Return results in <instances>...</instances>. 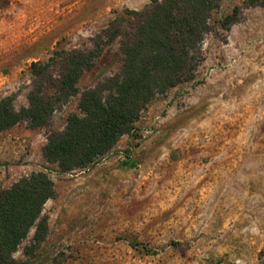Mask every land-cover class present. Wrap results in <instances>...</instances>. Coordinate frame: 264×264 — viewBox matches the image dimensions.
Masks as SVG:
<instances>
[{
  "label": "rangeland",
  "instance_id": "obj_1",
  "mask_svg": "<svg viewBox=\"0 0 264 264\" xmlns=\"http://www.w3.org/2000/svg\"><path fill=\"white\" fill-rule=\"evenodd\" d=\"M245 1L220 0L195 78L156 95L91 166L62 172L41 152L49 131L79 113V93L46 126L0 131V190L42 170L56 191L43 206L45 240L24 253L31 229L18 264H264V5ZM148 2L0 0V97L27 106L32 62L90 46L113 17ZM235 5L240 19L220 29ZM119 41L82 74L80 91L119 69Z\"/></svg>",
  "mask_w": 264,
  "mask_h": 264
},
{
  "label": "trees",
  "instance_id": "obj_2",
  "mask_svg": "<svg viewBox=\"0 0 264 264\" xmlns=\"http://www.w3.org/2000/svg\"><path fill=\"white\" fill-rule=\"evenodd\" d=\"M219 2L149 0L141 9H125L113 17L92 36L90 46L55 50L46 61L32 62L28 105L16 109L13 94L0 97V131L20 121L29 128L46 126L54 110L79 93V113H69L62 129L49 131L41 152L62 172L91 166L133 131L156 95L195 78L204 59L201 44L213 30L212 14ZM243 5H264V0H246ZM242 7L235 5L218 27L228 30L240 19ZM117 38L119 69L80 91L79 78ZM55 194L53 180L42 170L0 190V264H18L13 253L31 229L24 253H32L45 240L48 217L43 206Z\"/></svg>",
  "mask_w": 264,
  "mask_h": 264
}]
</instances>
